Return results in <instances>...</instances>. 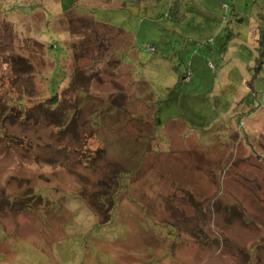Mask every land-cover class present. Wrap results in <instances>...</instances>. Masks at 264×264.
<instances>
[{"label": "rangeland", "instance_id": "obj_1", "mask_svg": "<svg viewBox=\"0 0 264 264\" xmlns=\"http://www.w3.org/2000/svg\"><path fill=\"white\" fill-rule=\"evenodd\" d=\"M0 264H264V0H0Z\"/></svg>", "mask_w": 264, "mask_h": 264}, {"label": "trees", "instance_id": "obj_2", "mask_svg": "<svg viewBox=\"0 0 264 264\" xmlns=\"http://www.w3.org/2000/svg\"><path fill=\"white\" fill-rule=\"evenodd\" d=\"M74 2H75V0H73V3ZM223 6H225V5H223ZM69 8H71V6H69L67 4H63L62 5V10L64 12H66V10H68ZM224 8H227V6H225ZM226 45H227V42H224L223 43V49L224 50H226ZM210 65L211 64H209V68H210V70L212 72L215 69L213 68L212 65L211 66ZM190 77H191V74L188 72L186 74V76L183 78V81H186V82L189 81ZM55 100L59 101L57 95L55 97H51L50 98V101H55ZM61 124H63V122H61ZM60 126H62V125H60ZM235 206H236V204L235 205H233V204H229V205L226 204L224 207H222V209H219V211L221 210V212H220L221 218L225 219L226 221H232L234 219V217L236 216V212H237V211H235L236 210V207Z\"/></svg>", "mask_w": 264, "mask_h": 264}, {"label": "built area", "instance_id": "obj_3", "mask_svg": "<svg viewBox=\"0 0 264 264\" xmlns=\"http://www.w3.org/2000/svg\"><path fill=\"white\" fill-rule=\"evenodd\" d=\"M211 66V65H210Z\"/></svg>", "mask_w": 264, "mask_h": 264}]
</instances>
